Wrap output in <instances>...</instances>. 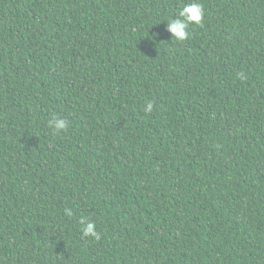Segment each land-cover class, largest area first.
I'll return each instance as SVG.
<instances>
[{
  "label": "trees",
  "instance_id": "1",
  "mask_svg": "<svg viewBox=\"0 0 264 264\" xmlns=\"http://www.w3.org/2000/svg\"><path fill=\"white\" fill-rule=\"evenodd\" d=\"M189 2L0 0V264H264V0Z\"/></svg>",
  "mask_w": 264,
  "mask_h": 264
},
{
  "label": "clouds",
  "instance_id": "2",
  "mask_svg": "<svg viewBox=\"0 0 264 264\" xmlns=\"http://www.w3.org/2000/svg\"><path fill=\"white\" fill-rule=\"evenodd\" d=\"M205 9L200 0H190L189 3L182 4L179 8L175 18L167 20L166 31L170 34L171 39L176 42H185L190 39L189 26L200 25L204 20ZM153 110V103L149 102L145 107L146 113H151ZM48 126L55 133H62L69 128V121L66 118L53 114L48 120ZM65 215L71 217L73 212L71 209H65ZM80 230L83 237H91L95 240L100 239V233L96 230L94 221H86L81 219L79 221Z\"/></svg>",
  "mask_w": 264,
  "mask_h": 264
}]
</instances>
